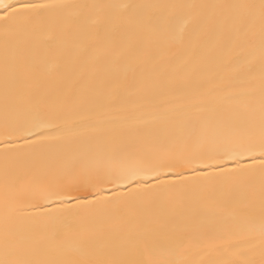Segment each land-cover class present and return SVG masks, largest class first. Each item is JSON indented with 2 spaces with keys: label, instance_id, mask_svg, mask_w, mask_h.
Listing matches in <instances>:
<instances>
[{
  "label": "snow or ice",
  "instance_id": "snow-or-ice-1",
  "mask_svg": "<svg viewBox=\"0 0 264 264\" xmlns=\"http://www.w3.org/2000/svg\"><path fill=\"white\" fill-rule=\"evenodd\" d=\"M0 264H264V0H0Z\"/></svg>",
  "mask_w": 264,
  "mask_h": 264
},
{
  "label": "bare ground",
  "instance_id": "bare-ground-1",
  "mask_svg": "<svg viewBox=\"0 0 264 264\" xmlns=\"http://www.w3.org/2000/svg\"><path fill=\"white\" fill-rule=\"evenodd\" d=\"M105 2V0H101ZM122 3H137L141 0H119ZM150 2H159V3H191V2H205V3H214V2H226V0H150Z\"/></svg>",
  "mask_w": 264,
  "mask_h": 264
}]
</instances>
